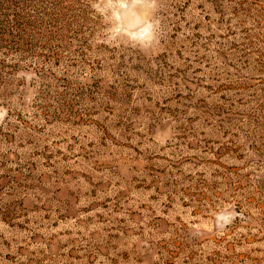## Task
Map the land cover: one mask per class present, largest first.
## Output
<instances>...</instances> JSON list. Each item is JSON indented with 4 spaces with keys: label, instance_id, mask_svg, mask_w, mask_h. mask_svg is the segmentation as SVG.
I'll return each mask as SVG.
<instances>
[{
    "label": "rangeland",
    "instance_id": "rangeland-1",
    "mask_svg": "<svg viewBox=\"0 0 264 264\" xmlns=\"http://www.w3.org/2000/svg\"><path fill=\"white\" fill-rule=\"evenodd\" d=\"M240 2L264 41V0L38 5L0 56V264H264V45L220 14Z\"/></svg>",
    "mask_w": 264,
    "mask_h": 264
},
{
    "label": "trees",
    "instance_id": "trees-1",
    "mask_svg": "<svg viewBox=\"0 0 264 264\" xmlns=\"http://www.w3.org/2000/svg\"><path fill=\"white\" fill-rule=\"evenodd\" d=\"M49 0H0V56H11L15 53H22L21 45L25 44L28 39V29L36 27V20H40L43 16L47 15L46 9L38 12V5L44 4ZM56 3H62L65 0H52ZM80 0H72L73 3L79 2ZM220 14L223 16L221 20L224 25L235 38L243 39L247 42H252V37L255 40L262 42L257 35L253 34V29L244 26L243 22L246 19H254L255 22L257 18L262 19L261 16L255 15L252 12V8L248 5L237 3L236 6L231 8V14L236 18L237 27H232L231 20L227 17L225 11H221ZM260 25V22H258ZM255 25V24H254ZM70 26V24L68 25ZM250 46L251 44H247ZM252 46V45H251ZM255 50V48H252ZM251 49V50H252ZM255 54V53H254ZM250 55V54H247ZM264 58V53L262 54ZM264 61V59H263ZM245 140L249 142V148L251 149L254 156L261 159V161L252 160L253 165L257 167L255 169L258 172H264V124L258 125L257 132L245 131ZM263 161V162H262ZM253 174H248L244 176L246 180L252 183L251 177ZM259 188L264 190V177L258 179ZM252 188V187H251Z\"/></svg>",
    "mask_w": 264,
    "mask_h": 264
}]
</instances>
